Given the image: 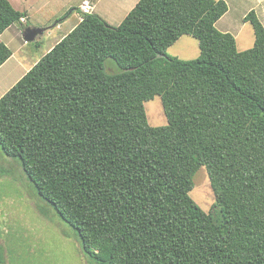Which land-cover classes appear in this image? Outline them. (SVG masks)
Segmentation results:
<instances>
[{"label": "trees", "instance_id": "obj_1", "mask_svg": "<svg viewBox=\"0 0 264 264\" xmlns=\"http://www.w3.org/2000/svg\"><path fill=\"white\" fill-rule=\"evenodd\" d=\"M227 11L138 0L117 26L81 12L1 96L2 153L96 264H264V25L244 16L254 42L239 51L216 28ZM24 17L0 0V34ZM182 36L197 58L167 53ZM11 55L0 42V66ZM155 96L164 126L147 122ZM201 167L208 212L190 196Z\"/></svg>", "mask_w": 264, "mask_h": 264}, {"label": "rangeland", "instance_id": "obj_2", "mask_svg": "<svg viewBox=\"0 0 264 264\" xmlns=\"http://www.w3.org/2000/svg\"><path fill=\"white\" fill-rule=\"evenodd\" d=\"M18 1L28 11L29 19L26 27L40 26L42 28L38 29H47H43V37L39 44L20 42L12 39L11 31L7 32L5 40L9 43L3 44L14 52V56L0 69V98L64 34L72 30L79 20L80 6L87 0ZM137 1L96 0L97 9L94 13L106 19L110 25L117 26ZM224 1L228 5V11L216 23V28L233 35L239 51L251 48L254 42L253 30L251 25L243 19L253 8H256L264 25V0H259V4L258 0ZM11 5L14 8L16 6ZM55 23H59L58 29L55 28ZM47 26H50V29ZM167 53L180 60H193L198 57L199 48L193 38L182 36L167 50ZM104 66L114 73L118 71L112 59H106ZM144 110L150 126L158 127L167 124L160 97L155 96L152 100L145 102ZM190 196L205 212L209 211L214 202L204 167H201L193 177V189ZM0 264H96L89 256L84 255L80 240L72 227L63 222L54 209L38 196L34 184L25 176L19 161L6 157L1 148Z\"/></svg>", "mask_w": 264, "mask_h": 264}, {"label": "crops", "instance_id": "obj_3", "mask_svg": "<svg viewBox=\"0 0 264 264\" xmlns=\"http://www.w3.org/2000/svg\"><path fill=\"white\" fill-rule=\"evenodd\" d=\"M83 1V0H82ZM136 0H134V2H135ZM8 2L10 3V5L11 4H14V5H16L15 6V10H17L18 12H21V13H24V15H25V17H24V19H23V22H22V25H19V24H14V25H12V26H10L9 28H7L4 32H2L1 34H0V41L2 42V43H9V41L8 40H5V37H7L6 36V34H7V32H9V31H11L10 33L13 35V38L12 39H15V40H19L20 42L21 41H23V42H25L23 39H22V32H23V30L24 29H26V28H42V27H33V26H28V27H26V28H24L25 27V25L28 23L27 21H28V19H29V16H28V11H27V9L26 8H24V6L18 1V0H8ZM18 3V7H17V3ZM22 2V1H21ZM258 2V4H259V0L257 1ZM95 4H96V2L95 3H93V5H94V9H93V13H94V11L97 9L96 8V6H95ZM13 5V6H14ZM133 5V4H132ZM12 6V5H11ZM253 9H255V11H256V8H253ZM79 11V10H78ZM80 12V11H79ZM258 14V13H257ZM78 15H79V13H78ZM99 15V14H98ZM100 16V15H99ZM80 18V17H79ZM103 18V17H102ZM104 19V18H103ZM104 20H106V19H104ZM79 21V20H78ZM27 22V23H26ZM55 25V28L56 29H58V25H59V23H55L54 24ZM48 27V29H50V26H47ZM19 28H21L20 30H19ZM43 29H47V28H43ZM51 33V32H50ZM43 37V33L40 35V36H38L37 37V39L34 41V42H40V39ZM26 43V42H25ZM12 52V51H11ZM14 56V52H12V55L10 56V58H8V60L4 63V64H2L1 66H0V69L1 68H3L6 64H7V62H9V60H11L12 59V57Z\"/></svg>", "mask_w": 264, "mask_h": 264}, {"label": "water", "instance_id": "obj_4", "mask_svg": "<svg viewBox=\"0 0 264 264\" xmlns=\"http://www.w3.org/2000/svg\"><path fill=\"white\" fill-rule=\"evenodd\" d=\"M44 32L43 29L26 28L22 32V38L26 43L34 42Z\"/></svg>", "mask_w": 264, "mask_h": 264}, {"label": "built area", "instance_id": "obj_5", "mask_svg": "<svg viewBox=\"0 0 264 264\" xmlns=\"http://www.w3.org/2000/svg\"><path fill=\"white\" fill-rule=\"evenodd\" d=\"M80 10L82 11V14H88L92 10V6L88 1H85L81 6Z\"/></svg>", "mask_w": 264, "mask_h": 264}, {"label": "clouds", "instance_id": "obj_6", "mask_svg": "<svg viewBox=\"0 0 264 264\" xmlns=\"http://www.w3.org/2000/svg\"><path fill=\"white\" fill-rule=\"evenodd\" d=\"M88 1V0H87ZM90 4H91V6H92V10L90 11V13H93V9H94V5H93V3H91L90 1H88ZM82 11L80 10V13H81Z\"/></svg>", "mask_w": 264, "mask_h": 264}]
</instances>
